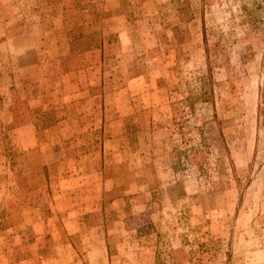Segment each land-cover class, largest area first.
<instances>
[{
  "label": "rangeland",
  "instance_id": "obj_1",
  "mask_svg": "<svg viewBox=\"0 0 264 264\" xmlns=\"http://www.w3.org/2000/svg\"><path fill=\"white\" fill-rule=\"evenodd\" d=\"M0 264H264V0H0Z\"/></svg>",
  "mask_w": 264,
  "mask_h": 264
}]
</instances>
